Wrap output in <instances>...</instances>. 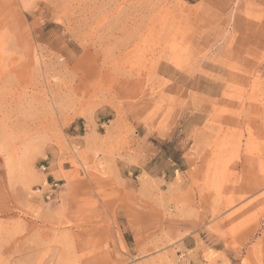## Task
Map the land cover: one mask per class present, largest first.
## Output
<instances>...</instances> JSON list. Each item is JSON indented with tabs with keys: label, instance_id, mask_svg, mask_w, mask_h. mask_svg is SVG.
Returning a JSON list of instances; mask_svg holds the SVG:
<instances>
[{
	"label": "rangeland",
	"instance_id": "obj_1",
	"mask_svg": "<svg viewBox=\"0 0 264 264\" xmlns=\"http://www.w3.org/2000/svg\"><path fill=\"white\" fill-rule=\"evenodd\" d=\"M0 264H264V0H0Z\"/></svg>",
	"mask_w": 264,
	"mask_h": 264
}]
</instances>
